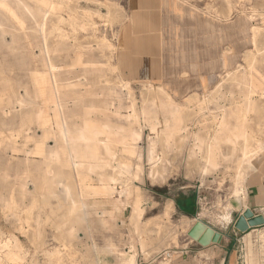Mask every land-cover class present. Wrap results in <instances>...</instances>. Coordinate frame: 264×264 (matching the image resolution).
Returning <instances> with one entry per match:
<instances>
[{
	"label": "rangeland",
	"instance_id": "374dc122",
	"mask_svg": "<svg viewBox=\"0 0 264 264\" xmlns=\"http://www.w3.org/2000/svg\"><path fill=\"white\" fill-rule=\"evenodd\" d=\"M30 1L0 0L5 5L0 8V264H121L139 252L146 260L168 264L158 256L171 251L175 257L184 249L197 264H223L225 258L224 264L231 258L238 264H264V226L245 233L235 228L247 206V188L264 182V0ZM44 1L47 6L41 8ZM169 8L179 9L174 11L179 17ZM43 9L50 11L45 31L38 17ZM188 18L205 21L207 30L215 26L220 35L221 64L213 90L178 99L160 85L131 82L121 74L119 45L127 28L144 21L161 29ZM251 80L254 88L262 83L257 93L250 94ZM54 87L58 91L53 95ZM249 102L250 111L230 124L244 122L248 144L258 152L240 169L243 141L235 148L225 144L216 153L217 168L209 167L206 149L194 148L195 138L211 141L230 109ZM42 111L51 124L39 120ZM61 118L72 133L96 123L110 127L115 139L139 134L141 140L134 147L114 145V158L96 148L97 159H85V165L107 167L77 174L57 131ZM182 121L188 131L166 142L168 132ZM155 129L163 131L152 151ZM52 153L58 159H51ZM159 159L160 173L153 180L151 171ZM125 164L127 171L122 170ZM114 172L120 182L110 185ZM66 187L70 196L63 194ZM102 198L123 201L125 215L118 226L98 214ZM183 201L195 203L188 210ZM197 223L205 226L200 238L211 230L221 235L220 242L203 246L192 238L189 233Z\"/></svg>",
	"mask_w": 264,
	"mask_h": 264
},
{
	"label": "crops",
	"instance_id": "0c3cea01",
	"mask_svg": "<svg viewBox=\"0 0 264 264\" xmlns=\"http://www.w3.org/2000/svg\"><path fill=\"white\" fill-rule=\"evenodd\" d=\"M145 9L154 10L148 7ZM169 10L179 17L177 14L179 9L169 8ZM180 21H176L179 23L172 27L167 25L165 28L161 25V29L144 24L143 21L123 32L119 45L118 64L121 74L128 81L160 85L178 99H184V96H189L191 92L214 89L213 76L216 74L217 65L221 64L220 35L216 32L218 30L213 25L207 30L206 22L199 19L188 18V21L185 19ZM179 25L181 31H177L176 27ZM175 32L181 33L180 39H171V35ZM246 194L247 206L244 211L249 209L255 216L264 217V182L253 183L247 188ZM120 201L118 198H102L103 208L98 214H104V218L114 219V224L118 226L125 215L120 209ZM170 202L173 207L176 206L173 201ZM212 246L214 244L209 247ZM153 249L149 251L156 253L157 249ZM185 250L178 252L175 257L173 255L168 264H197L195 259L187 256L188 252ZM135 261L138 264L163 263L151 257L146 260L140 252ZM225 261L226 258L223 264ZM229 264H238V260L231 258Z\"/></svg>",
	"mask_w": 264,
	"mask_h": 264
},
{
	"label": "bare ground",
	"instance_id": "6f19581e",
	"mask_svg": "<svg viewBox=\"0 0 264 264\" xmlns=\"http://www.w3.org/2000/svg\"><path fill=\"white\" fill-rule=\"evenodd\" d=\"M30 1V0H29ZM31 2V1H30ZM57 2V1H56ZM90 2V1H89ZM92 2V1H91ZM42 3V7H45L47 6L45 1L44 2H41ZM50 3V2H49ZM51 4V3H50ZM71 4V3H70ZM55 5V4H54ZM5 5H3L2 2H0V8L4 7ZM38 6H40L38 4ZM49 6V5H48ZM59 7V6H57ZM61 7V6H60ZM9 8V7H8ZM46 8V7H45ZM53 8V7H52ZM109 8V7H108ZM24 9H27L29 11V13L32 15V11L29 7L25 6ZM2 10V9H0ZM8 10V9H7ZM14 8H10V11L12 14H13V18H17V16L14 14ZM68 10V9H67ZM50 11L48 10H42V12L39 11V14H38V17L41 18V21H42V24L40 23V26H41V31L44 30L43 26L45 25V21H46V18L48 17V13ZM57 13V12H56ZM68 13V12H67ZM58 14V13H57ZM72 14V13H71ZM69 14V15H71ZM9 15V14H8ZM54 15V14H53ZM52 15V16H53ZM65 15V14H64ZM10 16V15H9ZM51 16V15H49ZM61 16V15H60ZM88 16V15H87ZM90 16V14H89ZM12 17V16H11ZM56 17V16H55ZM54 17V18H55ZM59 17V16H58ZM69 17V16H68ZM74 17V16H72ZM57 18V17H56ZM87 18V17H86ZM91 18V17H90ZM12 19V18H11ZM18 19V18H17ZM36 19V17H35ZM76 19V18H75ZM63 20V19H62ZM89 20V19H88ZM67 20H65L66 22ZM69 21V20H68ZM19 22V21H17ZM21 22V21H20ZM64 22V21H63ZM71 22V21H70ZM22 23V22H21ZM18 25V24H17ZM21 25V24H19ZM20 27V26H19ZM45 27V26H44ZM21 28V27H20ZM22 30V29H21ZM39 30V29H38ZM45 31V30H44ZM53 31V30H52ZM40 32V31H39ZM14 33V32H13ZM16 33V32H15ZM29 33V32H27ZM34 33V32H33ZM19 34V33H17ZM41 34V33H40ZM44 34V33H43ZM42 34V36H43ZM54 34V33H53ZM37 35V34H36ZM45 35V34H44ZM56 35V34H54ZM254 37H255V47H256V37H257V34H256V31H254ZM45 39V37H43ZM7 39V38H6ZM50 39V38H49ZM44 41V40H43ZM9 43V42H8ZM43 43V42H42ZM6 44V43H5ZM7 45V44H6ZM46 45V43H45ZM46 47V46H45ZM44 47V48H45ZM46 50V49H45ZM47 52V51H46ZM41 53V52H40ZM39 55V53H38ZM37 56V55H36ZM35 56V57H36ZM46 56V55H45ZM37 58V57H36ZM83 58V57H82ZM249 58V57H248ZM247 59V57H246ZM48 62V61H47ZM49 64V63H47ZM89 65V64H88ZM50 66V65H49ZM82 66V65H81ZM98 66V65H97ZM253 67V66H252ZM81 68V67H80ZM93 68H96V66L94 65ZM92 69V68H91ZM97 69V68H96ZM100 69V68H99ZM52 71L50 72H54L56 71V67L55 66H51V69ZM59 70V68H58ZM66 70V69H65ZM69 72V71H68ZM58 73V72H57ZM64 73V72H62ZM34 74V73H33ZM56 74V73H55ZM52 75V74H51ZM38 76V75H37ZM36 76V78H38ZM52 77V76H51ZM40 78V77H39ZM44 78V76H43ZM41 79V78H40ZM54 79V78H52ZM262 78H260L261 80ZM36 80V79H35ZM38 81V79H37ZM43 82V79L40 80V82ZM46 81V80H45ZM44 81V82H45ZM55 81V80H54ZM252 81V80H251ZM262 81V80H261ZM5 82V81H4ZM36 82V81H34ZM263 82V81H262ZM253 83V84H252ZM252 90H251V93L250 94H254V93H257L258 90H261L262 89V83L261 82H258L259 86H255L254 88V81H252ZM42 84V83H41ZM55 84V82L53 83ZM52 84V85H53ZM46 85V84H45ZM222 85V84H221ZM220 85V86H221ZM43 86V85H42ZM56 86V85H55ZM42 89V88H40ZM44 89V87H43ZM46 89V88H45ZM152 89V88H151ZM157 89V88H156ZM65 90V88H64ZM58 90L56 87L53 88V95L54 93H56ZM150 91V90H149ZM46 92V91H45ZM62 92V91H61ZM162 94H166L165 91L161 90L160 91ZM216 92V91H215ZM158 93V92H157ZM41 94V93H40ZM43 94H45L43 92ZM42 94V95H43ZM57 94V93H56ZM55 94V95H56ZM45 96V95H44ZM263 96H264V93H263ZM16 97V96H15ZM55 97V96H54ZM57 97V96H56ZM46 98V97H44ZM22 99V98H21ZM168 100H170L171 102H173L169 96H168ZM263 100V98H262ZM45 101V100H44ZM74 103V102H73ZM20 104V107L22 106V101L19 102ZM17 106V105H16ZM247 107H238V108H233V109H230V112L228 114V116L226 117H223L221 120H220V123H219V130H218V135L212 139L211 141L207 140V139H204V138H195V142H196V145L194 146V148H198L200 150L202 149H206V163L208 164L209 167L215 169L217 168L218 164H217V157H216V153L217 151H219V149L221 148L222 145H229L231 146L232 148H235L239 141H243V146H244V149L242 151V156L240 158V169L242 167H244L246 164L245 163H248L252 158V156L258 152L257 150L254 149V147H252L251 145L248 144V137H247V134H246V129H245V124L244 122L243 123H240V124H237L236 126H232L230 124V121L232 118H239L241 116H245V114H247L250 109H251V106H252V103L249 102L247 105ZM56 107L57 109L60 111L59 108H61V106L59 104L56 103ZM160 108H163L164 105L162 103H160ZM46 108H50V107H46ZM53 108V107H52ZM18 109V108H16ZM54 109V108H53ZM16 111V110H15ZM3 112L5 113H9V110L5 109ZM61 112V111H60ZM38 113V112H37ZM36 113V114H37ZM48 113V111H47ZM112 113V111H111ZM142 113V112H141ZM145 114H148L147 112H144L142 115L145 116ZM34 115V114H33ZM32 115V116H33ZM48 115V114H47ZM50 115V114H49ZM48 115V116H49ZM62 115V113H61ZM141 115V114H140ZM141 115V116H142ZM9 116V115H8ZM47 116V117H48ZM51 116V115H50ZM130 116H135L136 115L133 113L132 115ZM140 116V117H141ZM38 117H39V120L43 121L45 125H48L47 123L48 120L46 118V112L45 111H42L38 114ZM51 118V117H50ZM58 119V118H56ZM55 119V120H56ZM247 119V118H245ZM244 120V119H243ZM52 121V120H51ZM184 121L181 122V124L178 126V129L174 132L172 131H169L168 135L166 136V142H168V140L173 137L174 135H177L179 132H187L188 129L186 126H184L183 123ZM51 124V123H49ZM44 125V126H45ZM100 124L96 125V123L92 124H86L83 128H81L80 130L76 131V132H70L69 129L67 128V125L65 124L64 120H62V118L60 119L59 122L56 123V126H57V131L59 132V135L62 139V141L64 142L65 146H66V151L68 150V163L71 165L69 167H72V169H74L77 174H79V171L80 169H84L86 168L88 172L90 173H95L97 172L98 170H101L102 168H106L107 166H100V165H93L91 164L90 166H87L85 165V159H92V160H96L97 159V156H96V148L98 147H102L105 151V155L110 157V158H114L115 157V152L113 151V146L118 144V145H129V147H134L137 145V142L139 140H141V135L139 134H133L132 136H130L129 138H124V139H115L114 137L112 136H116V133L113 132V130L106 126V125H102V126H99ZM50 127V126H49ZM44 129V128H43ZM48 130V129H46ZM44 130V132L46 131ZM155 131H157V141H155L151 147L152 151L154 150V148L159 144V141L160 140V135H161V132L163 131H160V129H155ZM49 132V131H48ZM54 132V131H52ZM46 134V133H45ZM102 136H104V138H102ZM194 136V135H193ZM188 136L184 134L183 136V139L184 140H187L189 138H187ZM158 143V144H157ZM80 145H85V148H84V151H78L76 149L77 146H80ZM64 147V145H63ZM63 149V148H62ZM195 151V150H193ZM44 153V152H43ZM221 153V152H220ZM45 154V153H44ZM44 156V155H43ZM160 156V155H159ZM61 157V156H60ZM51 159H58L57 155L55 153H52L51 155ZM63 159V158H62ZM61 159V160H62ZM163 159V158H162ZM162 159H159L157 161L154 162V168L152 169L151 171V177L153 180L156 179V177L159 175V170H158V166L159 164L162 163ZM65 161V160H64ZM67 161V160H66ZM191 162V161H190ZM47 163V162H46ZM65 163V162H64ZM52 164V163H51ZM66 164V163H65ZM54 165V164H52ZM62 165V164H61ZM67 166V165H66ZM66 166H63V167H66ZM62 167V166H61ZM70 169V168H69ZM122 170L123 171H127L128 168H127V165H123L122 167ZM47 171V170H46ZM49 171V169H48ZM115 174H117V176H111V177H108L109 178V182H110V185H112L111 183H118L120 182V180L118 179V177L120 178V174L117 173V172H114ZM46 174H50V173H46ZM76 174V173H75ZM52 175V174H51ZM48 176V175H47ZM77 176V175H75ZM49 177V176H48ZM126 183V182H124ZM64 190V189H63ZM112 190H115V189H112ZM241 190V189H240ZM242 192V191H241ZM73 193V192H72ZM63 194H66V195H71V189H69L68 187L65 188V193ZM125 197H128V192L125 190L123 191L122 193ZM81 196V195H80ZM86 198V197H84ZM122 198V197H121ZM72 205L74 207H76V202L75 200H72ZM81 202V201H79ZM120 202L123 203V201L121 200ZM81 206H82V209H83V203H81ZM90 207V206H89ZM87 208V207H86ZM76 209V208H74ZM73 209V210H74ZM121 264H135V259L134 258H130V259H123V261L121 262Z\"/></svg>",
	"mask_w": 264,
	"mask_h": 264
},
{
	"label": "water",
	"instance_id": "95a60500",
	"mask_svg": "<svg viewBox=\"0 0 264 264\" xmlns=\"http://www.w3.org/2000/svg\"><path fill=\"white\" fill-rule=\"evenodd\" d=\"M264 226V217L255 216L251 210H245L237 219L235 228L240 232H247L251 228H258ZM202 223H197L190 231V236L197 240L203 246H207L209 243H219L221 235L211 230H207V234L200 238V232L204 229ZM215 233V234H214Z\"/></svg>",
	"mask_w": 264,
	"mask_h": 264
},
{
	"label": "built area",
	"instance_id": "2783aa9c",
	"mask_svg": "<svg viewBox=\"0 0 264 264\" xmlns=\"http://www.w3.org/2000/svg\"><path fill=\"white\" fill-rule=\"evenodd\" d=\"M172 256H173V252L168 251V252H163L158 257L162 258L163 261H167V260H171Z\"/></svg>",
	"mask_w": 264,
	"mask_h": 264
},
{
	"label": "trees",
	"instance_id": "16d2710c",
	"mask_svg": "<svg viewBox=\"0 0 264 264\" xmlns=\"http://www.w3.org/2000/svg\"><path fill=\"white\" fill-rule=\"evenodd\" d=\"M192 203H195V202H193V201H183L181 204H183L184 205V207H186V206H189L190 207V209H188V210H191V204ZM186 211V210H184V212H186V213H188V215L191 213L190 211Z\"/></svg>",
	"mask_w": 264,
	"mask_h": 264
}]
</instances>
